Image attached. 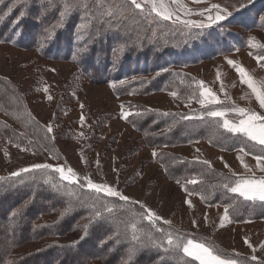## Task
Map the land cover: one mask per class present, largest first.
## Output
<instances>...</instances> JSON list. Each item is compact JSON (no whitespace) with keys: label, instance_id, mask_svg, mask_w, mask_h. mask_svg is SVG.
Returning a JSON list of instances; mask_svg holds the SVG:
<instances>
[{"label":"trees","instance_id":"trees-1","mask_svg":"<svg viewBox=\"0 0 264 264\" xmlns=\"http://www.w3.org/2000/svg\"><path fill=\"white\" fill-rule=\"evenodd\" d=\"M251 2L245 6L244 19H240L245 22L247 18L250 23H257L258 20L250 15L253 12L251 9L261 6L264 0ZM9 7L12 11L5 16ZM62 11V0H53L51 5L48 0H5L0 5V16H4L0 20V43L13 42L16 47L37 51L46 59L54 54V57H50L77 64L80 74L92 83L97 82L96 80L117 83L113 87V93L118 96H144L175 91L182 102H189L194 91L198 95V89L193 88L196 78L182 71V68L196 64L204 58L208 59L212 53L226 54L235 49L239 40L237 32L227 27L226 22L229 20L210 28L187 30L184 34L165 31V28L160 27V35L156 37L153 36L154 29L150 18L144 13L138 12L134 17L123 21L119 32H116L109 30L107 24L101 25L100 21H95L94 26L89 25L81 31L79 26L85 22L82 11L72 12L64 17L61 26L54 27L59 23ZM22 12L23 17L20 15ZM222 24L225 25L221 27ZM257 28L264 30V21L257 24ZM48 30L52 31L51 39H45ZM114 49L118 51L114 52ZM148 69L151 71H146ZM122 72L127 77H123ZM120 81L124 83L121 84ZM129 107L132 115L127 118L128 122L151 148L204 141L222 152H234L247 144L246 150L251 148L253 155L264 154L263 147L254 145V142L247 141L246 138H237L225 133L223 129H217L208 120L197 118L199 114L195 112L155 110L139 104ZM0 112L9 120L7 122L0 119V141L8 140L13 145L37 151L43 148L52 150L49 132L31 115L17 88L4 78L0 79ZM185 115L193 118L181 119ZM16 126H19L18 129ZM159 153V164L165 175L174 181L179 179L184 182L185 178L197 175L199 183L185 185L187 194L189 191L193 192L207 206L224 207L225 204L233 202L235 194L227 193L219 186L222 177L230 176L229 174L210 164L206 165L203 161L163 151ZM48 179L54 184L59 178L56 173L46 169L22 173L19 177L0 178V221L12 230L7 231L0 226V257L5 256L0 264H30L29 262H41L45 258L49 264L50 261L56 263L57 259L60 264H66L68 257L73 253L77 255V252L84 253V261L76 264H89L96 256L103 255L109 263L116 259L120 262L126 259L130 246L131 223L135 222L146 231L150 228L148 222L138 215L142 212L138 204L125 203L117 198H103V194L97 197L90 190H81L78 185H67V182H63L60 191H57L51 184L44 183ZM21 180H24V184L20 183ZM93 199H99L109 207L115 206L111 224H89ZM69 207L71 210L61 217V213ZM15 210H20V214L13 216ZM133 212L137 213L135 217L132 216ZM54 215L51 222L45 220V217ZM229 216L234 223L261 221L264 220V205L238 198L235 208L229 209ZM29 223L35 224L31 230ZM86 224L89 227L85 235ZM162 227L168 230L169 226ZM171 229L175 230L173 227ZM75 231H80L83 237L76 244L51 243L39 252L28 253L25 258L17 257L13 260L9 257L11 248L31 241V238H57ZM116 232L120 233L121 239L118 245L114 242ZM152 233L157 237L160 235L154 229ZM98 248L102 251L101 254H97ZM225 254H231L242 264H262L232 253ZM156 256V251H142L137 254L133 264H185L179 256H166L164 261H156ZM191 264L198 263L193 261Z\"/></svg>","mask_w":264,"mask_h":264},{"label":"rangeland","instance_id":"rangeland-1","mask_svg":"<svg viewBox=\"0 0 264 264\" xmlns=\"http://www.w3.org/2000/svg\"><path fill=\"white\" fill-rule=\"evenodd\" d=\"M250 2L249 0H204L203 3L194 4L192 0H180L181 4L193 10L210 7L213 3L220 4L222 7L226 6L232 12V16L226 19L229 20L226 22L227 27L237 32L238 44L240 42L234 50L226 54L212 53L207 57L208 59L201 58L202 61L187 65L182 68V71L192 75L196 81H203L204 85L215 92L221 100L225 99L226 92L231 98L229 103L255 109V112L264 115V108L260 107L247 85L240 83L238 73L228 65L226 60V57L235 60L255 80L264 81V67H261L264 61L258 64L256 59L257 55L264 54V49H252L247 46L250 38H255L254 42L264 44V30L257 28V24L260 25L264 21V3L251 9L253 12L250 15L254 16L258 22L250 23L247 18L245 22L241 20L246 15L245 6ZM165 3L177 15H180L181 19H201L198 15L185 16L183 9L172 4L171 0H165ZM241 4L245 6L240 7ZM144 15L150 18L156 37L160 35V27L165 28V31L170 30L178 34L187 33V29L176 22L175 17L173 20H164L155 13ZM240 15L242 16L236 18ZM224 25L222 24L221 27ZM249 52H252V55H249ZM40 54L37 51L16 47L13 42L0 43V79L4 78L17 88L35 120L46 129L49 125L53 128V131L49 133L52 150L43 148L37 151L29 147L13 145L8 140L0 141V178L12 177V172L36 163L67 165L81 176H88L96 183L114 186L131 200L143 203L164 219L171 220V227L183 233H192L225 253L234 255L239 253V256L249 260L255 255L257 260L253 262L264 264V220L254 221L257 223L253 224L234 223L230 220L220 226L224 207L207 206L198 196H189L184 190L185 185L181 186L184 182L178 184L165 175L157 160V155L163 151L182 157L208 160L214 165L213 167L216 166L215 168L228 173L235 171L231 173L238 174L245 171L239 164L238 155L216 150L204 141H194L173 147L151 148V145L147 144L141 134L136 132L128 120L122 116L123 112H131L129 105L135 104L155 110L199 114L202 109L196 100L184 103L169 92L144 96L114 95L111 85L115 82L104 83L96 80L97 82L92 83L80 74L77 64L53 58L54 54L49 55L48 59ZM122 73L123 77H127L125 72ZM218 73L220 79H217ZM221 84H223V92ZM45 87L48 88V92L43 91ZM49 95L52 97L51 100L47 98ZM82 115L85 118L83 125L80 122ZM0 119L9 122L2 112H0ZM18 127L15 128L18 129ZM81 133H83L82 136ZM154 151L157 153L155 157L152 155ZM187 200L192 201V207L188 206ZM53 218L55 215L47 216L45 220L51 222ZM193 220L196 221V226H193ZM1 225V228L11 230L8 225L0 221ZM28 226L31 230L35 224L29 223ZM81 236L80 231H75L57 238H31V241L11 248L9 257L13 260L17 257L25 258L24 256L28 253L39 252L51 243L76 244ZM245 240L253 247L249 248ZM98 253H102L99 248ZM81 254L73 253L68 257L66 264H76L78 261L82 263L84 253ZM4 257L1 256L0 260ZM105 259L104 255L96 256L91 262L89 261V264H124L125 260L118 262L116 259L109 263ZM46 261L47 258L42 259L41 262L29 263L49 264ZM55 261L56 263L52 261L50 263L60 264L58 259Z\"/></svg>","mask_w":264,"mask_h":264},{"label":"snow or ice","instance_id":"snow-or-ice-1","mask_svg":"<svg viewBox=\"0 0 264 264\" xmlns=\"http://www.w3.org/2000/svg\"><path fill=\"white\" fill-rule=\"evenodd\" d=\"M22 2V0H17ZM194 4L203 3L204 0H192ZM250 2V0H249ZM5 0H0V5H3ZM48 3L53 4V0H48ZM63 11L60 13V21L54 27H59L63 23L65 16L71 14L74 11H82L84 14V23L79 27L81 31L88 28L89 25H93L95 21H100L101 25L107 24L109 30L119 32L120 24L123 21L128 20L130 17H134L138 12L144 14L155 13L157 16L162 17L164 20H173L179 22L184 29L191 31L192 29H205L214 25H220L228 17L232 16V12L228 10L226 6L222 7L220 4L213 3L210 7H206L201 10H193L187 8L180 3V0H171L172 4H176L179 8L183 9L184 15L191 17L198 15L201 19L184 18L181 19L180 15H177L166 3L165 0H62ZM245 5L241 4L240 7ZM12 11L9 7L8 12L4 15H8ZM21 17L24 13L22 12ZM4 16H0V20H3ZM155 36V33H153ZM52 38V31L48 30L45 39ZM255 38H250L247 46L252 49H264V44L254 42ZM43 47V44L41 45ZM118 51L114 49V52ZM238 51V49H237ZM252 55V52H249ZM257 63L264 61V54L256 56ZM228 65L235 69L240 78V83L247 85L251 90V93L258 100L261 108H264V81H257L253 76L240 64L233 59H227ZM264 67V65H261ZM217 79H220L219 73ZM121 84L124 81H120ZM115 87V83L111 85ZM193 88L198 89V95L193 92V95L189 98L196 99L201 106L202 111L198 117L201 120H208L211 125H215L217 129H223L225 133L231 134L234 137H243L247 141L254 142V145L264 146V115L252 111L248 108H243L229 103L231 98L225 92V99L221 100L215 92L204 85L203 81H194ZM44 92H48V88L43 89ZM221 91H224L223 84H221ZM172 96H177V93L173 91ZM49 100L52 97H47ZM83 108V105H81ZM131 112H123L122 116L127 119ZM192 116L185 115L181 117L183 120L192 119ZM84 116L80 117V122L83 125ZM7 127V125H5ZM47 131L51 133L53 128L51 125L47 127ZM83 133H81V136ZM247 144L242 145L238 151L242 155H238L237 159L240 160L241 165L244 168V172L237 175L231 173L230 176H223L222 182L219 185L225 189L227 193L235 194L232 198L233 202L224 205V214L220 219V226H223L225 221L230 222L229 209L235 208V201L238 198H242L243 201L252 202L253 204L259 202L264 205V154L254 155L253 158L256 161L255 169L251 168L244 160L245 156L253 155L251 148H247ZM152 155L155 157L157 153L154 151ZM58 159V157H56ZM204 164H209L208 161H203ZM227 167V165H225ZM39 169H51L54 173L58 174V181L52 183L51 179L45 180V184H51L54 189L60 191L63 186V182H67V185H78L81 190H90L92 193L99 197L103 194V198H117L118 201L125 203L138 204L142 212L138 213L143 220L148 222L150 228L146 231L144 228H139L135 222H132L130 246L126 253V259L124 264H133L135 257L142 251H156V261H164L166 256H179L181 260L185 261V264H191L195 261L198 264H242V262L233 258L231 254H225L223 251L218 252L213 245L206 242L203 239L197 238L192 233H182L179 229L172 230V221L164 219L156 212L149 209L146 205L139 201H132L127 195H124L121 191H118L116 187L105 183H96L88 176H81L72 167L67 165H53L50 163H36L29 167L20 168L18 171L12 172V177H19L22 173H30L33 170ZM258 170L261 175H256ZM178 184L181 181H176ZM24 184V180L20 181ZM199 183L197 175H193L190 178L184 179V187L186 184L196 185ZM15 187V185H13ZM187 191V189L185 188ZM193 192H188V195H193ZM203 198V197H202ZM186 203L189 207H192V201L187 200ZM114 207H109L103 204L99 199H93L91 204V216L89 224L93 223H107L111 224L114 219L113 212ZM71 210V207L66 208L61 213V217L66 215ZM20 214V210H15L12 215ZM137 213H132L135 217ZM89 224L84 225L85 235ZM193 226H196V221H192ZM162 225H167L166 230ZM152 229L160 235L154 236ZM115 244H120V233H115ZM83 239V237H81ZM112 239V237H109ZM249 248L253 246L245 240ZM254 250V249H253ZM237 257L239 253L235 254ZM252 261H256L255 255L251 256Z\"/></svg>","mask_w":264,"mask_h":264},{"label":"crops","instance_id":"crops-1","mask_svg":"<svg viewBox=\"0 0 264 264\" xmlns=\"http://www.w3.org/2000/svg\"><path fill=\"white\" fill-rule=\"evenodd\" d=\"M252 111H256L255 109H251ZM207 145V144H206ZM209 146V145H208ZM260 146V145H259ZM210 147V146H209ZM261 147H263L264 148V146H261ZM222 152V151H221ZM224 153H226V154H233V155H242L241 153H239V151L238 150H236V151H234V152H230V153H227V152H224ZM253 156L254 155H248V156H245L244 157V160H245V162L251 167V168H253V169H255V165H256V161H255V159L253 158ZM185 157H187V156H185ZM187 158H190V157H187ZM191 160H198V161H205L204 159H199V158H190ZM206 161H208V160H206ZM209 162V164L211 165V166H214V165H212L211 164V162L210 161H208ZM239 164H240V166H242L241 165V163L239 162ZM216 167V166H215ZM243 167V166H242ZM218 169V168H217ZM218 170H220L221 172H224V171H222V169H218ZM231 172H235V171H231ZM231 172H229L228 173V171H226V172H224V173H228L229 175H231ZM239 174H241V173H238L237 175H239ZM256 175L257 176H260L261 175V173L258 171V170H256ZM248 223H251V224H253V223H257V222H248Z\"/></svg>","mask_w":264,"mask_h":264},{"label":"water","instance_id":"water-1","mask_svg":"<svg viewBox=\"0 0 264 264\" xmlns=\"http://www.w3.org/2000/svg\"><path fill=\"white\" fill-rule=\"evenodd\" d=\"M257 1H259V0H252V2H251V3H254V2H257Z\"/></svg>","mask_w":264,"mask_h":264}]
</instances>
